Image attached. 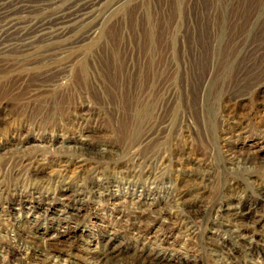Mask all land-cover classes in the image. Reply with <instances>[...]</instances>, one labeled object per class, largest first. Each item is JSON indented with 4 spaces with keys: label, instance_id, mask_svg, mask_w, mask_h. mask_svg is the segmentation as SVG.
I'll return each mask as SVG.
<instances>
[{
    "label": "rangeland",
    "instance_id": "1",
    "mask_svg": "<svg viewBox=\"0 0 264 264\" xmlns=\"http://www.w3.org/2000/svg\"><path fill=\"white\" fill-rule=\"evenodd\" d=\"M109 5L0 26V264H264V0Z\"/></svg>",
    "mask_w": 264,
    "mask_h": 264
},
{
    "label": "bare ground",
    "instance_id": "2",
    "mask_svg": "<svg viewBox=\"0 0 264 264\" xmlns=\"http://www.w3.org/2000/svg\"><path fill=\"white\" fill-rule=\"evenodd\" d=\"M64 1L65 0H0V26L3 28L5 27L4 29L8 31L10 36H13L11 37L18 46L22 49H29L34 43L33 41L35 38L57 31H63L69 26L78 24L83 26L87 23L86 21L89 17L96 13L105 3H110L107 10L111 11L125 2V0H73L67 5L56 6L59 10L53 15L36 18L34 13L37 9L45 6H53L58 3L62 4ZM103 22L104 17L101 19V22L98 23V26H101V30L103 28ZM98 29L99 27H96L95 30L93 29L92 34L95 35ZM149 47L150 50L155 47V42L152 38H150ZM148 53V58L153 62L156 55L154 54V50ZM216 225L221 228L222 226H228L227 223L220 221L216 222Z\"/></svg>",
    "mask_w": 264,
    "mask_h": 264
}]
</instances>
